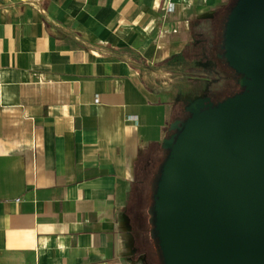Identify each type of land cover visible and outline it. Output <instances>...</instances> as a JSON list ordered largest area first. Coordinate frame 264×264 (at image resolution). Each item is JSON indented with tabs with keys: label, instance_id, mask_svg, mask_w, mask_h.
Instances as JSON below:
<instances>
[{
	"label": "crops",
	"instance_id": "obj_1",
	"mask_svg": "<svg viewBox=\"0 0 264 264\" xmlns=\"http://www.w3.org/2000/svg\"><path fill=\"white\" fill-rule=\"evenodd\" d=\"M230 2L0 0V264H143L132 186Z\"/></svg>",
	"mask_w": 264,
	"mask_h": 264
},
{
	"label": "water",
	"instance_id": "obj_2",
	"mask_svg": "<svg viewBox=\"0 0 264 264\" xmlns=\"http://www.w3.org/2000/svg\"><path fill=\"white\" fill-rule=\"evenodd\" d=\"M219 47L242 91L187 101L161 140L153 212L163 264H264V0L234 1Z\"/></svg>",
	"mask_w": 264,
	"mask_h": 264
},
{
	"label": "rangeland",
	"instance_id": "obj_3",
	"mask_svg": "<svg viewBox=\"0 0 264 264\" xmlns=\"http://www.w3.org/2000/svg\"><path fill=\"white\" fill-rule=\"evenodd\" d=\"M203 35L205 37L202 36V38H205V41L201 38L200 43L193 44L194 40L192 39L190 47L185 49V53L191 58L197 59V61H204L205 57L213 58L214 56L213 59L218 63L215 68L217 73L197 76L202 71L200 67V70H196L197 72L194 70V72L189 71V74L183 73L182 75L174 74L171 76V82L168 84L169 90L173 92L176 104L175 115L178 112L179 104H186L187 101L197 97L208 96L216 103L242 91L238 80L240 75L227 66L225 61L219 57V53H222V51L219 47L220 38L218 34L217 36L213 34L216 42L209 34ZM194 64L192 62L190 66H194ZM205 78L210 80V82L208 83ZM209 90L213 94H208ZM185 116L186 113L183 112L182 119ZM174 119L175 117L172 118L170 116L167 127ZM159 152L160 160H163L166 156V151L161 147V144ZM160 164L161 162L158 161L147 175L144 176L143 174L137 177L130 194L127 212L128 232L134 245V253L140 255V260L143 264H163L154 232L153 212V193Z\"/></svg>",
	"mask_w": 264,
	"mask_h": 264
},
{
	"label": "flooded vegetation",
	"instance_id": "obj_4",
	"mask_svg": "<svg viewBox=\"0 0 264 264\" xmlns=\"http://www.w3.org/2000/svg\"><path fill=\"white\" fill-rule=\"evenodd\" d=\"M217 28V27H216ZM214 58V56H213ZM213 58H209V57H205L204 61H196V63L194 64V66L190 67V71L194 70H200V67L202 69L200 74H197V76H206V75H212V74H216V67L218 66V63L216 62V60H214ZM197 72V71H196ZM195 74V73H194ZM193 74V75H194ZM196 75V74H195ZM205 80L209 83L210 80L206 79ZM208 90V89H207ZM208 94H213L210 92V90L208 91ZM186 104H179V108H178V112L175 115V119H182V113L184 112V107Z\"/></svg>",
	"mask_w": 264,
	"mask_h": 264
},
{
	"label": "trees",
	"instance_id": "obj_5",
	"mask_svg": "<svg viewBox=\"0 0 264 264\" xmlns=\"http://www.w3.org/2000/svg\"><path fill=\"white\" fill-rule=\"evenodd\" d=\"M234 1L235 0H231V4H230V6L234 3ZM229 6V7H230ZM229 9V8H228ZM228 9H227V11L224 13V15H223V17H221L220 19H219V21H218V26H217V33H216V36H217V34H218V36H219V38H220V40L222 39V36H223V29H224V23H225V18H226V14H227V12H228Z\"/></svg>",
	"mask_w": 264,
	"mask_h": 264
},
{
	"label": "built area",
	"instance_id": "obj_6",
	"mask_svg": "<svg viewBox=\"0 0 264 264\" xmlns=\"http://www.w3.org/2000/svg\"><path fill=\"white\" fill-rule=\"evenodd\" d=\"M173 9L172 5L168 7V10L171 11Z\"/></svg>",
	"mask_w": 264,
	"mask_h": 264
}]
</instances>
